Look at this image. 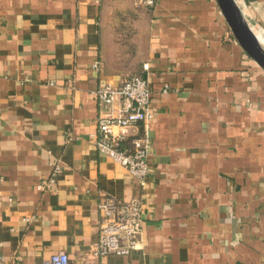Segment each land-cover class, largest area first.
I'll return each mask as SVG.
<instances>
[{
	"label": "crops",
	"instance_id": "0c3cea01",
	"mask_svg": "<svg viewBox=\"0 0 264 264\" xmlns=\"http://www.w3.org/2000/svg\"><path fill=\"white\" fill-rule=\"evenodd\" d=\"M235 1L264 32V0ZM133 75L155 116L113 129L126 149L147 130L144 186L95 144L108 106L94 90ZM104 194L141 200L139 249L88 250ZM59 250L77 264H264V68L216 0H0V254Z\"/></svg>",
	"mask_w": 264,
	"mask_h": 264
},
{
	"label": "built area",
	"instance_id": "2783aa9c",
	"mask_svg": "<svg viewBox=\"0 0 264 264\" xmlns=\"http://www.w3.org/2000/svg\"><path fill=\"white\" fill-rule=\"evenodd\" d=\"M137 4L151 6L157 0H135ZM147 69L148 65L144 63ZM166 85L163 90L167 91ZM100 102L108 108L97 115V137L95 144L99 150L106 153L123 165L128 173L144 186L150 172L149 156L151 141L148 132L142 137L132 139V148L120 147L121 134L114 131L115 126L124 127L143 122L147 125L155 116L151 107V88L149 80L143 75H133L115 85L111 82L101 83L95 90ZM51 172L48 177L40 179L37 187L42 190L51 189L60 171L55 161L51 162ZM100 214L97 240L89 246V251L96 257L107 253L127 254L139 249L142 245L139 234L144 221V207L140 199L132 197L120 200L113 195L104 194L97 200ZM81 258H86L85 253ZM0 264H9L0 254ZM15 264H23L17 261ZM40 264H77L70 260L64 250L52 252Z\"/></svg>",
	"mask_w": 264,
	"mask_h": 264
},
{
	"label": "water",
	"instance_id": "95a60500",
	"mask_svg": "<svg viewBox=\"0 0 264 264\" xmlns=\"http://www.w3.org/2000/svg\"><path fill=\"white\" fill-rule=\"evenodd\" d=\"M221 13L235 39L243 50L264 68V45L258 40L250 24L235 0H216Z\"/></svg>",
	"mask_w": 264,
	"mask_h": 264
},
{
	"label": "bare ground",
	"instance_id": "6f19581e",
	"mask_svg": "<svg viewBox=\"0 0 264 264\" xmlns=\"http://www.w3.org/2000/svg\"><path fill=\"white\" fill-rule=\"evenodd\" d=\"M255 31V34L258 38V40L262 43L264 42V32H262L261 30H257V29H254Z\"/></svg>",
	"mask_w": 264,
	"mask_h": 264
},
{
	"label": "rangeland",
	"instance_id": "374dc122",
	"mask_svg": "<svg viewBox=\"0 0 264 264\" xmlns=\"http://www.w3.org/2000/svg\"><path fill=\"white\" fill-rule=\"evenodd\" d=\"M258 30H260L259 28H258ZM262 31V30H261ZM263 32V31H262Z\"/></svg>",
	"mask_w": 264,
	"mask_h": 264
}]
</instances>
